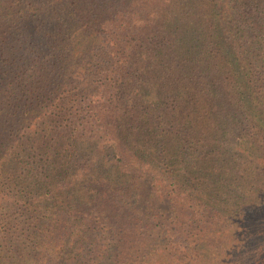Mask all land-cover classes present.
<instances>
[{
  "label": "trees",
  "instance_id": "16d2710c",
  "mask_svg": "<svg viewBox=\"0 0 264 264\" xmlns=\"http://www.w3.org/2000/svg\"><path fill=\"white\" fill-rule=\"evenodd\" d=\"M21 1L0 10V264H264V165L233 167L264 164V0Z\"/></svg>",
  "mask_w": 264,
  "mask_h": 264
},
{
  "label": "rangeland",
  "instance_id": "374dc122",
  "mask_svg": "<svg viewBox=\"0 0 264 264\" xmlns=\"http://www.w3.org/2000/svg\"><path fill=\"white\" fill-rule=\"evenodd\" d=\"M12 3H13V0H1L0 10L1 11L6 10V5L11 6L13 8ZM14 3L16 6H22L25 4L24 1L17 3L16 0H14ZM262 134L263 133L258 134L259 138L262 136ZM259 140L262 142V145H261V148H259V150H257L258 148H256V151H258V153H260V154H263L264 153V141L261 138ZM247 141H249V140H247ZM234 157L235 156L232 154V157H230V158L232 160H234ZM218 159L219 158H214V160H216V162H215L216 164H219V161H217ZM236 159H238V160L234 161L235 164H233V167H235V170H237V169L243 170V172L246 173V175H248L247 172L250 171L251 169L262 168L264 165L259 160L254 162V159H252L251 157H247L243 154H240V156L237 157ZM243 161H246L247 163L244 164ZM230 169H232V168L230 167L229 171H230ZM246 175H243L241 177V183L244 187H248L253 183L252 180H249ZM253 189H254V186H251L250 190H253ZM262 192H263V190H262ZM239 193L242 195L244 194V193L239 192L238 190L235 189L234 191H232V193H228V197H230V199L232 201H235V202L238 200L241 201L244 195L240 199L237 197L239 195ZM226 196H227V194H226ZM239 201L236 203H239ZM236 203L232 204L230 207L233 208ZM250 254H252V253H250ZM230 259H233V258L231 257ZM258 259H259V257L256 258L255 256H253L251 258V260H249L248 263H246V264H258V262H259ZM257 260H258V262H257Z\"/></svg>",
  "mask_w": 264,
  "mask_h": 264
}]
</instances>
